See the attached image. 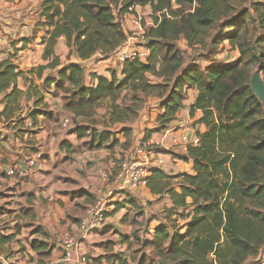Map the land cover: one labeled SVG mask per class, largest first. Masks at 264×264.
I'll return each mask as SVG.
<instances>
[{"label": "trees", "instance_id": "obj_1", "mask_svg": "<svg viewBox=\"0 0 264 264\" xmlns=\"http://www.w3.org/2000/svg\"><path fill=\"white\" fill-rule=\"evenodd\" d=\"M36 1L40 26L48 30L42 42L43 60L49 63L28 74L42 78L45 70H56L55 76L45 78L43 88L64 91V108L75 117H91L109 100L112 125L133 122L139 117L141 96H155L160 113L156 128L146 131L149 139L177 120L190 89L198 92L190 114L202 111L199 123L205 130L197 132L198 142L188 146L184 158L193 161L194 173L170 175L156 168L146 179L151 194L158 201L168 197L170 212L180 214L185 223L177 229L159 224L142 240L136 233L122 235L124 242L136 240L162 264H252L264 249V106L251 87L258 69L264 79V0ZM134 5L150 7L154 19L144 34L147 61L126 59L121 78L116 71L110 79L91 73L96 83L91 85H86V68L80 64L58 69L56 47L61 38L69 54L82 61L116 53L129 38L120 17ZM182 39L196 54L194 59L180 48ZM225 52L238 55L229 61L228 56L221 58ZM20 79L30 82L26 91L19 87ZM124 92L130 101L127 107L118 103ZM0 97L4 104L0 119L14 118L25 97L38 107L30 114L33 123L45 113L39 109L44 102L41 88L10 60L0 62ZM87 128L77 124L74 132L81 139ZM122 130L130 145L132 129ZM104 134L93 135L99 144L92 148L109 141V133ZM131 205L138 208L134 202ZM33 247L50 248L44 242ZM146 258L145 251L140 259L116 254L107 262L146 264ZM104 259L94 258L92 264H104Z\"/></svg>", "mask_w": 264, "mask_h": 264}, {"label": "crops", "instance_id": "obj_2", "mask_svg": "<svg viewBox=\"0 0 264 264\" xmlns=\"http://www.w3.org/2000/svg\"><path fill=\"white\" fill-rule=\"evenodd\" d=\"M137 13L140 14L139 8H137ZM125 17L128 19L127 25L123 23L122 25L129 36L127 43L112 56L101 60L96 65L98 70L95 69L93 71L109 79L111 78L109 71L111 65L115 60H121V57L136 41L134 37L129 35V32L138 30V27L134 25L131 15H125ZM179 46L182 50L191 51L183 39L179 42ZM226 46L228 48L227 42ZM40 47L43 60L45 45L42 42V38ZM62 48L68 49L64 38L59 40L56 47V54L61 61V66L58 69L66 66L62 64V57L58 53ZM224 55L223 59L228 56L229 61H231V58L237 57L238 53L225 52ZM25 57L20 59V61H15L14 56L12 57L10 54L1 55L0 62L10 60L20 70L24 71L35 85L36 80L39 79L40 82L43 80L44 83L47 76L38 78L36 74H28V69H25V64L28 63H25ZM73 57V61L69 62V64L84 66L92 60L82 61L76 54H73ZM122 65L123 62L120 65V76ZM54 71L57 74L56 70ZM90 74L86 72V85L96 84L92 82ZM29 85L30 82L25 83L24 80H19V87L24 91L28 89ZM40 88L41 93L44 95V102L40 104L39 109L45 113L38 115L36 122L33 123L30 114L38 107L35 106L34 99L29 100L26 97L23 99L21 110L14 118L8 121L5 118L0 119V135L2 139L0 142V264H30L31 262H36V258L42 259L47 264H65L63 260L64 251L59 243L67 233L79 238V255L86 257L87 262L85 264H92V260L99 256L106 258L103 260L104 264H110L107 262V257L116 254H121L131 259L135 253H131L129 249L132 239L129 242H124L125 239L122 235L126 234L121 231L114 234L117 238V243L122 245L120 250H118L117 245L109 242V240L105 242L99 241V235L103 233L105 228L101 224L86 237H82L79 226L86 217L89 207L99 198L97 191L100 189L105 191L104 194H106V190H116L111 197V210L117 211V208L122 207L125 203L131 209H135L131 202L138 204L139 201L135 199L136 197L127 195L129 194L127 193L128 191L118 190L117 188L121 163L126 156L121 154L135 152L141 144L157 139L161 134L167 133L170 139L162 147L155 148L152 158L154 162L156 159L162 160L163 164L153 168H160L170 175L194 173L193 161L185 160L184 158L187 157L188 146L195 145V141L198 139L197 132L205 130V126L199 123L202 111H196L194 116L190 114V107L195 103L198 95L197 90L190 89L188 91L185 105L170 128L166 131L152 134L149 139H146L145 133L147 130L156 128V118L160 113L158 107L154 111L153 118H150L153 113L151 115L147 114V110L142 109L143 111L139 112V117L134 122H125L124 124L112 125L109 114V125L106 126L104 132L99 134L105 133L104 135H106L107 132L121 133V138L123 139L125 133L122 129L129 127L134 132L131 148L126 151L127 146L124 147V143L118 145V138L121 139L120 137L110 136L111 139L103 144L101 148H92L93 143L95 145L99 144V142L92 139L90 151L85 152L82 151L84 148L82 150L79 149L83 138L80 139L74 132L76 126L71 125L70 119L52 121V119L56 120L60 113L75 117L74 114L64 108V99L62 98L61 100L60 97L52 98L50 94L55 91L53 86L51 89L46 90L43 87ZM61 92L58 91L59 94ZM45 93H50L47 94L50 97L45 98ZM2 100L3 97H0V112L4 109ZM30 102L33 107L29 109L26 104ZM98 109L95 110L94 115L91 117L76 118L84 122L93 120V125H97L98 121H96L95 117L98 114ZM72 127H74L73 131L68 132L67 130ZM174 137L179 139L177 143L171 140ZM82 143V145L85 144L84 142ZM30 161H33L35 165H30ZM21 170L25 171L24 176L20 174ZM11 171L14 172L13 175H9ZM101 173H104V176ZM69 174H72L79 182L78 188L68 185ZM79 175L86 177L84 185H81ZM139 188H144V194L147 198L155 200L156 197L151 194L146 186H140ZM129 196L130 198H128ZM141 199L144 201L143 197ZM120 211L123 212V208ZM121 212L116 213V216ZM114 218L115 216H113ZM157 226L152 227L153 233ZM131 234L129 233L128 235ZM42 242L47 243L50 248L36 251L33 247L34 244L38 245ZM101 245L104 252H100V248H98ZM125 245L127 246V252ZM57 247L59 249H56ZM89 253L91 254L90 256ZM144 253L145 251H142V254ZM31 256H35V258L32 259ZM134 264H137V262Z\"/></svg>", "mask_w": 264, "mask_h": 264}, {"label": "rangeland", "instance_id": "obj_3", "mask_svg": "<svg viewBox=\"0 0 264 264\" xmlns=\"http://www.w3.org/2000/svg\"><path fill=\"white\" fill-rule=\"evenodd\" d=\"M139 12H140L139 15L141 16V20L139 22V25L137 26L138 30L129 32V35L136 39V41L132 45V48H138L142 46L145 41V37L143 38V35L141 34V30L139 26L141 27L143 31H145L146 28H149L153 26L154 24V19L152 17V11L150 7L139 6ZM125 15H129V14H125ZM124 16L120 17V19L124 25H127L128 19L126 17L124 18ZM39 21H41V19L39 16V3L37 1L35 0H15L14 2L9 3L3 0H0V37L3 41L1 50H0V56L10 54L12 55V57L14 56L15 61H20V59L26 56L25 63L26 62L28 63L25 64V67H26L25 69H28L27 71L35 70L39 66L47 65L49 62H45L42 60L40 43H41V38H43V36L46 35V32L48 30L46 28L41 27L40 25H42V23H40ZM134 33L136 34L134 35ZM58 53L62 57L63 65L69 64V62L73 61L74 59L73 55L69 54L68 49L66 48H62V50H60ZM189 53H190L189 55L190 58L194 59L196 54L193 51H189ZM223 55L224 54L221 55V58H223ZM104 58L105 57L101 56V53L95 55V57L92 58L90 63H87L84 65L86 68V72L94 73L93 71L95 69L98 70L96 68V65L101 60H104ZM121 63H122L121 60H115L114 63L111 65V68L109 69L110 73L112 71H116L119 78H121L120 76ZM198 63L200 65L202 64V61H198ZM34 73H30V74H34ZM43 75H44L43 78H45L46 76L47 77L55 76L56 73L55 71L48 69L43 72ZM39 80H36V85L43 87V84H44L43 80H41V82ZM152 80L154 79L152 78ZM47 94H50V93H45V98L50 97ZM50 95H52V98L60 97V99L62 100V98L63 99L65 98L66 93L62 91L60 94L54 92ZM123 95L118 100V103H121L122 107H127V105H130V101L129 100L127 101V92H124ZM141 97L143 100L141 103L140 111H143L144 109H146L147 114L151 115V113H153L152 116H150V118L151 117L153 118L154 111L157 110V106L159 104L158 98H156L155 96H148V97L141 96ZM26 107H29L30 109L33 107V104L30 102L29 104H26ZM109 107H110L109 100H106L102 104V106L99 107L98 114L95 117L96 121H98L97 125L95 124L93 125V122H92L93 120L90 122L88 121L84 122L83 120L77 119L74 116L69 117V115L67 116L61 113L58 114V117H56V120L52 119V121L57 122V121H61L62 119H70L72 122L71 125H73L74 127L77 124L88 127L87 128L88 130H86V134H84V138L82 139V142H84L85 144L82 145L83 143L80 142V146H79L80 150L84 148L82 151L88 152L90 151V146H91L90 143L93 139V135L104 132V129L106 128V126L109 125L108 124L109 113H110ZM85 124H88V125H85ZM74 127L69 128L67 131L68 132L73 131ZM107 133H109V136L111 137L113 136L115 138L117 136L121 138V135H122L121 133H114V132H107ZM133 137L134 135L131 137L130 145L127 143V136L124 135L123 139L118 138V141H119L118 145H120V143H124L123 146L124 147L127 146L126 151L129 150L133 144ZM134 153L135 152H131V153L127 152V154H121V155H126L123 158L122 162L125 161L126 159H130L131 157H133ZM69 175L70 176L68 178V185L73 188H78L79 182L76 180L75 177H73L72 174H69ZM79 176L81 180L80 182L81 185H84V180H86V177L84 178V175H79ZM110 191H113L115 193L116 190L112 189ZM125 191H128L127 193L129 194L127 195L136 197L135 199L139 201L138 204L136 203L138 205V208L136 207L135 209H131L129 205L125 203V205L122 206L124 210L123 212L111 210L112 209L110 207L112 205L111 198L107 199L108 201L107 206H106L107 218H106L105 223L103 224V226L105 227L103 230V233L99 235V238H98L99 241L105 242L109 240V242L114 243V245H117L118 250H120L122 245H120V243H117V238L114 236L116 232L120 233L121 231L123 234H126V235H128L129 233H136L135 235H137V237H139L142 240L144 238H147V236H149L151 233H153V230H151L153 226H156L159 224H165L170 228L177 229L185 223L180 214L174 215L172 212H170L172 205L168 197H165L160 201L157 200L158 198H155V200H150L149 198H147V196H145L144 188H138L136 190H125ZM108 192L109 191L106 190V195L108 194ZM141 197H143L144 201L141 199ZM128 198H130V196ZM118 212H121V213L116 216V213ZM113 216H115L114 219H113ZM134 217H138L137 221L133 220ZM132 223H134V226H132L131 228ZM102 245L98 247L100 248V252H104ZM125 247H126V252H127V246L125 245ZM125 247L123 246V248ZM56 249H59V248L57 247ZM129 249L131 253L133 254L135 253L134 256L138 255V259H140V257L142 256V251H146L148 253L147 258H146V264H162L163 263L161 258H158V257L154 258V256L149 252V250H146L145 248H143L141 244H138L136 242V240H134L133 243H131V246L129 247ZM90 255L91 254L89 253V256ZM31 258L33 259L35 258V256L34 257L31 256ZM44 258H47V257H44ZM36 259H37L36 262H31L30 264H47L40 258H36Z\"/></svg>", "mask_w": 264, "mask_h": 264}, {"label": "built area", "instance_id": "obj_4", "mask_svg": "<svg viewBox=\"0 0 264 264\" xmlns=\"http://www.w3.org/2000/svg\"><path fill=\"white\" fill-rule=\"evenodd\" d=\"M137 8H139V6L134 5L129 8L127 13L132 16V21L135 26H138L141 20V16L137 13ZM139 28L144 38L145 31H143L140 26ZM2 43L3 41L0 37V50ZM148 57L149 50L146 48L145 39L142 46L138 48H132L131 46V48L121 57V61L124 62L126 59H138L145 62ZM169 139L170 136L167 133L161 134L157 139H152V141L141 144V146L135 151L133 157L123 161L118 174V190H136L140 186H146V179L150 176L151 170L154 169L153 167L162 166L163 164V161L160 159H156L154 162L152 154H154L155 148L162 147L169 141ZM184 139L187 140L186 138ZM171 140L177 143L179 139L174 137ZM197 142L198 139L195 141V144ZM30 165H35V163L30 161ZM13 174V171L9 173V175ZM20 174L24 176L25 171L21 170ZM101 175L104 176V173H101ZM104 193L105 191H102L101 189L97 191L99 198L89 207L86 217L81 222L79 229L82 233V237L88 236L100 226V224L103 226L105 223L107 218V199L111 198L114 195V192L109 191L107 195ZM60 245L64 251L63 260L65 264H85L87 262L84 255H79V238L67 233L60 240ZM252 264H264V249L260 252L259 256L252 261Z\"/></svg>", "mask_w": 264, "mask_h": 264}, {"label": "water", "instance_id": "obj_5", "mask_svg": "<svg viewBox=\"0 0 264 264\" xmlns=\"http://www.w3.org/2000/svg\"><path fill=\"white\" fill-rule=\"evenodd\" d=\"M251 87L257 98L264 106V79L261 69L255 71L251 79Z\"/></svg>", "mask_w": 264, "mask_h": 264}]
</instances>
